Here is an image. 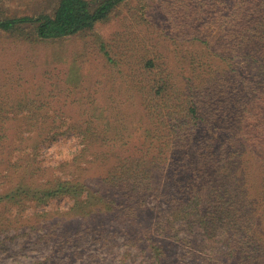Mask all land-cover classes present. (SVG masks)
I'll list each match as a JSON object with an SVG mask.
<instances>
[{
	"label": "trees",
	"instance_id": "obj_1",
	"mask_svg": "<svg viewBox=\"0 0 264 264\" xmlns=\"http://www.w3.org/2000/svg\"><path fill=\"white\" fill-rule=\"evenodd\" d=\"M125 1L59 0L53 14L0 16V29L28 24L40 41L65 38ZM151 7L136 19L140 37L127 60L107 48L111 77L140 82L145 120L135 133L128 121L103 128L91 118L67 128L82 156L106 148L112 194L101 196L71 173L42 188L21 182L0 202L22 210L66 197L83 217L105 207L130 226L128 235L145 233L147 264H264V0H153ZM206 28L218 29L229 50ZM28 162L31 172L39 169L35 155ZM152 199L145 231L137 219Z\"/></svg>",
	"mask_w": 264,
	"mask_h": 264
},
{
	"label": "rangeland",
	"instance_id": "obj_2",
	"mask_svg": "<svg viewBox=\"0 0 264 264\" xmlns=\"http://www.w3.org/2000/svg\"><path fill=\"white\" fill-rule=\"evenodd\" d=\"M87 1L96 7L102 0ZM58 2L0 0V16L53 14ZM152 5L153 0H127L94 27L55 40L40 41L28 24L0 29V196L21 182L40 187L55 175L71 173L101 196L112 194L107 159L101 161L106 148L94 147L82 156L83 145L67 128L91 118L103 128L128 121L135 133L139 120H145L135 90L140 82L111 77L107 48L127 60L138 31L140 37L136 19L155 11ZM204 34L229 50L218 29L206 28ZM53 120L63 121L51 128L47 122ZM32 155L40 166L34 172L28 167ZM155 202L137 219L145 231L152 227ZM3 203L0 264H147L141 252L145 233L128 235L130 226L107 215L105 207L97 205L83 217L66 197L29 202L22 210Z\"/></svg>",
	"mask_w": 264,
	"mask_h": 264
}]
</instances>
